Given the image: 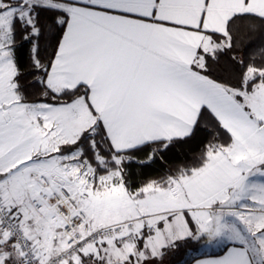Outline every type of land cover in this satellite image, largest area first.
I'll list each match as a JSON object with an SVG mask.
<instances>
[{
    "label": "snow or ice",
    "instance_id": "1",
    "mask_svg": "<svg viewBox=\"0 0 264 264\" xmlns=\"http://www.w3.org/2000/svg\"><path fill=\"white\" fill-rule=\"evenodd\" d=\"M0 264H264V0H0Z\"/></svg>",
    "mask_w": 264,
    "mask_h": 264
}]
</instances>
